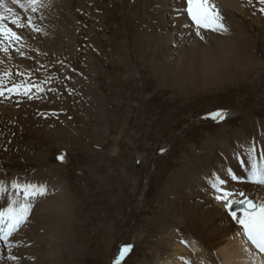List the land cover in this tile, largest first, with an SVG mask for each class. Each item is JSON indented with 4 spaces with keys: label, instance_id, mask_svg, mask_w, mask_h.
I'll return each instance as SVG.
<instances>
[{
    "label": "rangeland",
    "instance_id": "rangeland-1",
    "mask_svg": "<svg viewBox=\"0 0 264 264\" xmlns=\"http://www.w3.org/2000/svg\"><path fill=\"white\" fill-rule=\"evenodd\" d=\"M58 1V21L48 34L52 44L33 54L40 61L21 55L0 62V74L11 73L5 86L24 73L44 88L31 99L0 97V181L26 184L43 177L53 190L31 200L29 216H39L37 239L47 243L31 246L30 231L21 225L10 238L17 245L9 247L17 264H113L124 244L132 250L121 264H158L187 239L203 247L205 264H218L207 256L203 232L179 216L180 174L206 169L214 146L229 152L232 138L240 154L248 145L256 154L264 151V27L227 12L246 23L239 26L245 63L213 83L185 86L170 82L166 64L153 61L158 34L149 0ZM191 26L202 41L215 32L201 28L198 35ZM221 110L222 121L210 115ZM241 187L233 188L235 200L241 192L256 200ZM15 192L0 195V207L10 195L23 202ZM65 196L67 238L53 220L60 210L41 208L51 199L57 206Z\"/></svg>",
    "mask_w": 264,
    "mask_h": 264
},
{
    "label": "bare ground",
    "instance_id": "bare-ground-1",
    "mask_svg": "<svg viewBox=\"0 0 264 264\" xmlns=\"http://www.w3.org/2000/svg\"><path fill=\"white\" fill-rule=\"evenodd\" d=\"M20 2L23 3L25 7L21 8L19 4H13L11 0H5V7L12 8L14 16L19 18L22 23H27L28 18H31L34 25L39 28L40 31L34 32L30 27L22 29L16 28L15 25L11 24L13 14L6 12L5 8H0V12H4L6 16L5 23L16 30L22 37V39L15 44L9 45L5 42L2 47H7L8 52L5 53L3 50H0L1 63H10L12 60L18 59V57L20 58V52H23L25 55H23L24 57L39 60V58L35 57L33 54L36 52L48 51L49 45L52 44L48 34L50 33L51 27L55 26L58 21L53 11L55 4L58 5L56 2L59 1L39 0V3L36 5V12L31 11V6L28 4L27 0H20ZM210 2L215 5L221 17H224L222 20L227 31L212 32L208 36H205V41H202L201 38L198 39L196 34L193 33V26H191L192 21L186 12V0H149V5L147 6H150L151 9L150 18L156 20V24L154 25L156 26L154 29L155 37L156 33L158 34V37L154 39L155 43L151 45V54L154 63L160 65V63L164 62L166 64L167 79L170 82L179 79L185 86H199L202 83L208 82L213 83L220 78L221 74H226L232 68L237 67L238 64L245 63L246 58H243L244 56L240 54L241 52L239 50L240 44L244 42V31L239 26H245L246 23L243 22L244 20L240 22L235 19L231 20L227 18V12H236L243 17H249L252 22L257 21L264 27V12L260 11L261 8H264V4H261L260 0H210ZM247 35L249 37L248 33ZM17 49H19V51H17ZM150 58L149 60H152ZM28 61L32 62L30 59ZM246 64L249 63L246 62ZM250 65L251 64L248 66L250 67ZM246 118L251 119L249 116H246ZM245 132V134H249L247 127H245ZM237 133H233L232 136L236 138ZM258 140L260 139L258 138ZM261 142L264 143V141ZM229 143V152H227L228 150L225 152L220 149L222 148L220 145L214 146V161L200 173V169L198 168L180 174V181H182V183H180L179 186L178 200L175 202V206H178L181 213L179 216L183 217L187 224L191 225V227L194 225L203 232L202 235L208 246L207 256L217 260L218 264H264V253H260L251 245L250 241H248L247 237L243 234L241 226L236 221H231L232 218L230 219L225 215L226 213L224 212L226 208L224 204L216 199V196L221 193L217 188L213 187V184L218 178H223L227 181L224 185L225 190L233 193L230 197L231 199L235 200L234 197L237 196H234L233 188H240L243 186L241 188H243L245 192L250 195H255V201H257L258 204L264 203V185L252 183V181L248 179L249 171L254 163L260 167H264V151L259 148L260 150L258 151L260 152H257L258 154L255 152L249 153L246 149L250 146L244 145L246 146V149L244 148L245 152L240 154L238 148L241 147H236L237 144L234 145L233 138ZM258 147L262 146L259 145ZM220 165H222V167H220ZM229 169H231L232 175L228 174ZM233 176L239 177L237 183L232 182ZM51 179L52 177L50 176L49 181H51ZM33 182L34 183L31 184H39L42 187H46V197L49 193L53 192V190L50 189L51 183L46 184L43 177L36 178ZM58 183L59 181L56 180V184ZM11 184L12 182L4 184L8 190L5 194L11 193L12 190L16 191L12 189ZM19 196L23 198L22 193ZM41 197L42 196H37L34 200ZM7 202L8 200L5 203V207L7 206ZM43 206L50 207L51 213L54 209H56L55 212L58 211L57 209L60 210V214L55 215L58 220H53L56 225L62 229L61 233L64 238L69 237L68 221H66L67 216H65V214L68 215L70 210L68 197L65 196V199L63 201L61 200V202L58 200L57 206L55 204L53 205V199L50 201L46 200L45 205L42 203L41 208ZM38 217V215H35V218H29L30 222L22 225L30 231L25 232V235L26 237L30 236L26 240L33 243L31 246H36L38 240ZM217 221L219 223H217ZM17 237H19V234ZM15 242V239H10L11 245ZM38 242L39 244L41 242L42 245L47 243L42 239L40 241L38 240ZM185 244L186 245H177L171 255L161 260L158 264H205L204 255H206V253L203 247L193 239L185 240ZM66 248L73 250V248L67 246ZM11 255H13V253H11L9 247L0 241V264H17L20 262L19 260H7V256L10 257ZM14 255H17V253ZM30 256L35 257L37 254L33 253L30 254ZM28 260L26 261L29 262Z\"/></svg>",
    "mask_w": 264,
    "mask_h": 264
},
{
    "label": "snow or ice",
    "instance_id": "snow-or-ice-1",
    "mask_svg": "<svg viewBox=\"0 0 264 264\" xmlns=\"http://www.w3.org/2000/svg\"><path fill=\"white\" fill-rule=\"evenodd\" d=\"M11 2L13 4H19L21 8L25 7L20 0H11ZM27 2L31 6V11L36 12V5L39 3V0H27ZM260 3L264 4V0H260ZM186 5V12L196 26L198 35L199 29L201 28L211 31H227L219 11L210 0H186ZM0 8H5L6 12L13 14L12 8L5 7V0H0ZM260 11L264 12V8H261ZM5 20L6 16L4 12H0V50L7 53L8 48L2 47L5 42L9 45L15 44L19 42L22 37L16 30L8 26ZM11 24L19 29L30 27L34 32L40 31V29L34 25L31 18H28L27 23H22L20 19L16 18L13 14ZM201 39H203V36H201ZM17 51H19V49H17ZM20 55H24L23 52H20ZM17 75L23 77V79L18 83H11L10 86H5L4 77L11 76V73L6 72L0 74V97L5 96L7 93L9 97L12 95H23L31 99L33 98V92L39 94L44 91V88L39 83L31 81L24 73H17ZM210 115L213 119L222 121L225 119L226 114L221 110L211 113ZM247 151L251 153L255 151V147H249ZM60 159H63V157H60ZM228 174L232 175L231 169L228 170ZM233 179H239V177L233 176ZM248 179L253 183L264 185V167H260L254 163L249 171ZM226 183L227 181L225 179L218 178L213 184V187L217 188L221 193L216 196V199L223 202L232 220L236 221L241 226L243 234L247 237L248 241H250L251 245L260 253H264V203L258 204L254 199L245 196L242 192L239 193L242 199H231L230 197L233 193L225 190L224 185ZM11 187L16 190L15 195H20L22 193L23 202L11 198L10 195L7 206L0 207V241L8 247H11L10 238L13 236V233L16 232L21 225L27 223L29 219L32 210L31 200L37 196H43L47 192L46 187H42L39 184H22L15 180L12 181ZM7 191V187L0 181V194ZM131 250V244H124L120 247L113 264H121ZM9 259L15 261L18 257L11 255Z\"/></svg>",
    "mask_w": 264,
    "mask_h": 264
}]
</instances>
